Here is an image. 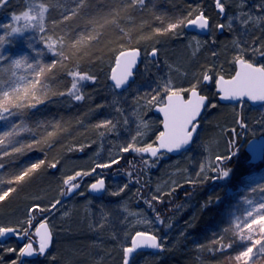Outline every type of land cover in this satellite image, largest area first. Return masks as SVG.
Instances as JSON below:
<instances>
[{"label":"rangeland","instance_id":"obj_1","mask_svg":"<svg viewBox=\"0 0 264 264\" xmlns=\"http://www.w3.org/2000/svg\"><path fill=\"white\" fill-rule=\"evenodd\" d=\"M213 1L216 3V0ZM220 2L227 3L228 6L223 4L225 8L223 13L217 7L218 12L216 13L221 15L219 19L225 18V21L216 24V29L211 18L205 14L208 6L201 5V8L204 7V11L200 12H203L210 21L209 35L199 36L194 32H189L176 42L178 45L165 48V45L161 43L156 49L157 55L153 57L150 54L149 59L151 61L161 62V70H158L155 75L149 71L152 65L144 61L143 63L146 64L143 69L139 71L136 80L126 90L115 88L110 78L109 83L104 85H98L94 82L90 89H88L87 84L81 88L79 81L78 88L84 99L76 101L68 94L59 105L57 104L58 107L63 104L67 110L72 111L73 109V112L80 109V118L76 131L69 134L70 139H67V143L63 145L62 152H60L63 157L58 156L56 157L57 161H53L57 167L44 166V168L41 167L42 170L40 168L36 171L41 173L40 179L45 176L52 179L45 177L49 183L43 186L40 184L39 189L22 196L23 202L21 203H18L19 196L11 198L14 194L12 193L7 198L8 201L11 198V202L5 203V207L0 204V227L17 229V241L13 244H22L20 250L27 243H33L36 240L35 230L39 224L44 220L49 223L54 236L55 254L46 255L43 260H39L35 264H52L51 260L53 261L52 258L56 256L60 248H64V251L74 257L77 256L80 251L71 243L70 240L73 239L90 242V249L95 250L94 261H102L105 264H123L124 249L131 246L135 233L145 232L157 236L156 232L160 231L159 224L150 221L144 211L131 208L128 202L130 196L127 197L126 195V192L129 193V188L124 185L121 186L117 179H107L99 171L92 173L93 176L88 181H83L82 178L84 177H78L77 181L73 183L79 182L80 188L75 191L72 198L57 205L54 209L51 208V205L57 199L65 198L60 193L65 191L63 180L67 179L69 175H74L78 171H91L96 163L110 162L122 153L121 149L125 144L135 142L138 147L147 146L148 143H152L153 146L156 144L157 137L162 132V120L157 114L154 117H149V113L155 105L163 104L165 97L169 94L166 93L165 96L159 93L163 91V85L171 82V87L178 92L180 89L190 88L191 86L188 84L196 79L194 68L202 60H210L204 48L215 47L218 36L225 33L230 40L228 46L224 44L221 46L224 51L221 60L235 52L234 67L236 55H241V53L242 58L246 61L254 65L264 66V0H220ZM6 4L11 6L13 10L19 8L17 14L21 16L24 12L35 14L40 10L38 0H6V2L0 0V5H2L0 8ZM130 4L133 8L139 9V5L131 3V0ZM229 21H231V29H229ZM24 23L23 20L14 21L16 27L20 28H23ZM218 25H224V27L221 29L217 27ZM216 49H213V53ZM213 55L217 56V54ZM148 66L150 67L148 68ZM214 69H216L215 66L206 67L194 83L202 94L213 100L210 105L214 104L216 107L213 108L209 105L205 110L204 116L199 122L200 128L197 138L191 149L179 157L170 158V156L162 154V156L152 159L154 161L151 163V167L156 171L152 178V193L158 198L165 193H171L180 186H195L199 183H207L211 179L216 181L220 178L223 184H229L230 178L239 179L250 169L256 170L264 165V161L259 167L253 165L245 150V144L250 138L264 135V106L257 109L252 108L249 104L244 106L243 111L246 113L249 123L246 132H244V129H241L237 124L240 104H225L220 109L218 107L220 103L218 102V92H216L217 77L213 76ZM205 73L212 77L209 83L202 79ZM148 86L153 88L154 93L156 91L159 93L158 100L151 105L147 104L145 95L142 97L139 95V92ZM180 93L187 94V96L190 94L188 91ZM142 112H144V116ZM217 117L224 118L219 121L216 119ZM108 121L111 123L106 128L97 127V125ZM143 125H147V127ZM240 137L244 139L241 145L243 150L237 146ZM233 138L236 147L233 150L235 154L231 155V159L217 162L216 168L219 171L214 169L201 172L200 168L205 165L209 151L213 154H230L228 141ZM138 156L139 159L142 156L149 158L147 153ZM223 170L229 171L230 175L227 178L223 177ZM99 178H105L108 184L107 191L102 197L90 196L88 188L91 183H95ZM193 181L195 182L193 183ZM241 186L244 190L239 197L240 205L228 211L229 225L231 232L236 236V241H229L226 246L221 248L219 251L221 257L218 262L219 264H264V233L258 231V225L253 224L252 228L247 227V223L251 220V217L248 216L249 212L257 217L264 213V209H260V212L256 211L260 205H264V194L252 185L241 182ZM117 191L120 194L113 195ZM81 192L84 195H80ZM33 205L39 209L41 207L48 208V211H45L47 214L42 215L43 218L40 217L41 219H38L34 225L29 223L33 213L31 210ZM2 207H11L9 208L11 210ZM193 207L194 204L190 200L186 201L178 215L168 219L167 225H169L170 232L175 227V222L186 217V213ZM237 224L240 225L239 228L236 227ZM24 232H27L28 235H23ZM248 235H252L253 239H241V236L247 237ZM27 237L30 239L27 240ZM256 239H260L261 243L255 244ZM249 246L252 247V251L248 254L251 258L237 261L235 256ZM114 249L117 252L113 253ZM118 257L119 259L116 260ZM28 261L31 260H24L22 264H31ZM143 262L144 260L139 257L129 260V264H142Z\"/></svg>","mask_w":264,"mask_h":264},{"label":"trees","instance_id":"obj_2","mask_svg":"<svg viewBox=\"0 0 264 264\" xmlns=\"http://www.w3.org/2000/svg\"><path fill=\"white\" fill-rule=\"evenodd\" d=\"M38 2L47 9L43 17V32L27 29L21 34H11V29L16 27L12 17L18 15L20 9L13 10L8 4L0 8V38L5 39V43L0 45V94L4 91H10L13 87L27 86L32 79H35V69L29 68V64L35 67L46 65L49 68L52 63L56 64L55 68H50L38 78L37 89L42 93L40 98L43 103L37 104L35 108H24L20 110V114L11 115L8 120L0 121V134L9 131L13 125H19L16 139L21 143H34L35 145L31 149H25L23 153L11 152L8 156H3V149L0 148V162L4 164V167L0 169V179L5 181L13 178L27 165L43 161L42 168H44L53 161H57L56 157L62 156L60 152H62L63 145L67 143V139H70L69 134L76 131L80 118V109L73 112V109L72 111L67 110L63 104L61 107L57 106L71 90L72 77L69 75L70 72H79L81 75L87 74L93 77L95 84L98 85L107 84L109 83L110 72L115 65L114 62L120 52L125 49L138 48L141 50L143 58L142 64L136 72V78L146 64L143 63L144 61L152 65L148 68L150 67V73L155 75L158 70H161V62L156 63L149 59L151 51L156 50L161 43L165 45V48L178 45L176 42L188 34L186 25L178 28L176 33L158 34L157 29L163 31L169 22L178 18H194L197 10L204 11V7L201 8V5L208 6L205 14L211 18L215 29L216 24L225 21V18L219 19L221 15L216 13L218 11L213 0H144L143 7L138 6L139 9L133 8L130 0H38ZM224 5L228 6L227 3ZM105 17L109 21H115V23L108 22L100 27L96 21ZM89 33H93L91 40L85 39L83 45H76L81 35L86 36ZM49 35L54 40L63 38V57L49 52L47 41L44 39ZM216 41L215 47L204 48L210 60H202L194 68L196 79L202 75L206 67L210 68V66L216 68L213 70L215 78L219 75H225L227 78L234 76L236 72L234 56L236 53L232 52L226 59H220L224 54L221 46L223 44L228 46L229 38L223 33L218 36ZM73 45L76 46L73 47ZM60 47L61 44L58 43L57 49L59 50ZM214 48L217 49L213 53ZM213 54H217V56L215 57ZM17 60L24 61L19 68L15 67ZM195 80L188 85L192 87ZM92 82V80L80 81V87L84 88V85L87 84L88 89H90L94 84ZM153 93V88L148 86L141 90L139 95L140 97L145 95L147 98L159 93L167 95L164 91ZM212 101L209 98V105L212 104ZM154 108L149 113V117L156 116ZM12 111L17 112L18 110L12 109ZM142 113L144 116V112ZM4 115L8 114L4 113ZM242 115L243 123L249 125L244 111H242ZM223 118L217 117L216 119L221 121ZM35 141H40V143L35 144ZM238 141L237 146L243 150L241 145L244 139L240 137ZM138 155L135 152H122L118 156L120 163L113 164L107 169L97 168L96 170L107 179H117L121 186L127 185L129 193L126 192V195L127 197L130 196L128 202L131 208L144 211L150 221L156 222L160 226V231L156 232L160 238L159 250L138 252L133 258L143 259L142 264H219L221 248L226 246L229 241H236V236L231 232L229 225L228 211L240 205L239 197L244 190L241 182L252 185L264 194V165L260 167L256 165L259 168L250 169L239 179L230 178L229 184H223L220 178L216 181L211 179L207 183L196 184L193 189H190L188 185L180 186L171 193H165L158 198L152 193V178L156 171L152 169L151 163L154 160L149 161V158L143 156L139 159ZM258 169L259 171H257ZM36 171L30 173V176L26 177L25 181L20 184H0V191L9 187H16L17 192L11 198L19 196L18 203L23 202L22 196L39 189L40 184L43 186L49 183L45 177L52 179L45 175L40 179L41 173ZM129 173H131V177H129ZM92 176H84L82 180L88 181ZM189 200L194 204V207L186 213V217L175 222V227L170 232L169 225H167L168 219L178 215L186 201ZM9 201L7 199L0 204L4 205ZM33 207L34 205L31 208ZM9 208L11 207L3 209L11 210ZM44 214L46 215L47 212L42 214L37 208L36 211H33L29 223L34 225L38 219L43 218L42 215L44 216ZM28 239L30 238L27 237ZM16 241V238H12L0 242V264H12L18 259L21 261L18 251L22 244H13ZM70 241L75 247H78L79 254L74 257L64 251V248H60L56 258H52V264H105L102 261L93 260L95 250L90 249V242L82 239ZM54 246L47 255L55 254ZM8 249H15L16 251L9 252ZM115 252H117L116 249L113 250V253ZM45 257L41 256L28 262L35 264ZM118 259L119 257L116 260Z\"/></svg>","mask_w":264,"mask_h":264},{"label":"snow or ice","instance_id":"obj_3","mask_svg":"<svg viewBox=\"0 0 264 264\" xmlns=\"http://www.w3.org/2000/svg\"><path fill=\"white\" fill-rule=\"evenodd\" d=\"M6 2V0H4ZM131 3L137 4L140 7H143L144 0H131ZM2 6V5H0ZM40 10L35 14H30L29 12H24L23 16L14 15L12 19L14 21H25L23 28L15 27L11 29V34H21L24 30L27 29H36L38 31H44V23L43 17L45 11L47 9L43 4L40 6ZM216 7L219 8L220 12L223 13L225 11L224 5L221 4L220 0H216ZM115 21H109L106 17L97 20L96 23L103 26V24ZM184 25L188 26H196L201 30L209 29V21L203 14L197 10V14L194 18H178L173 22H169L167 24L166 29L163 31L161 29H157L158 34H164L166 32L176 33L178 28H181ZM217 27L223 28L224 25H218ZM229 29H231V21H229ZM93 33H89L88 35H81L77 40L76 45H83L85 43V39L91 40L93 38ZM47 41V48L49 52L53 55H58L63 57L64 51L62 46V39L54 40L51 35L44 37ZM5 43L4 38H0V45ZM61 44L59 50L57 49V44ZM76 45H73L75 47ZM157 52L155 49L151 51V56L155 57ZM140 56V52L137 50H129V51H121L119 57H117L116 67L119 69V74L116 72L112 75V80L115 82V88H122L124 85L128 83L129 77L132 76V69L136 66L137 60ZM236 62L239 65V70L235 73V76L232 79L225 80L223 75L219 76L216 81L217 88L219 92L222 94L220 99L226 101H243L244 98H247L253 102H264V66H255L253 63H250L242 58L241 55L236 57ZM24 61L17 60L15 61V67L19 68ZM29 68H34V77L27 86L24 87H13L10 91H4L0 94V121L8 120L11 115L20 114V110L24 108H35L37 104L43 103V100L40 98V93L37 89V84L39 83L38 78L44 74L46 71L50 70V68H55L56 64L52 63L49 66L42 65L40 67H35L31 64L28 65ZM211 71V70H209ZM69 75L72 77L71 91L68 93L70 96L74 98L76 101H81L84 99V96L80 94V89L78 88L79 81H94V78L84 74L81 75L79 72H70ZM23 79V78H22ZM204 81H210L212 77L205 73L202 77ZM163 91L165 93H169L167 95V100L159 108V111L164 114V128L166 131L161 132L157 137L159 141V146L154 147L152 143H148L147 146L138 147L135 142L128 143L122 146V152H135L138 154H150L151 157H157L158 153L161 149L166 150L168 153H172L174 151H178L182 149L184 146L188 145L192 140L193 133L196 130L197 117L200 115L202 108L204 107L205 100L207 99L205 96L199 95L196 86L193 85L188 89H180L182 91L190 92V98L185 100L180 92L174 90L171 87V82L165 83L163 85ZM158 100V94L152 95L147 98V104H152L153 102ZM210 107H216V105H210ZM12 109H17V112H13ZM7 113L8 115H4ZM127 122V121H125ZM103 123L97 125V127H107L108 124ZM147 127V125H143ZM244 125L241 124V127ZM191 128V130H189ZM235 131V129H233ZM19 132V125L11 126L9 131L0 134V148L3 149L2 155L8 156L11 152L23 153L25 149H31L35 145L34 143H21L16 139V136ZM51 135V133H50ZM40 143V141H35V144ZM230 154L228 155H220L213 154L209 151L208 159L205 162V165L200 168L201 172L217 170L216 168L217 162H222L225 159H231V155L235 154L234 149L236 147L235 139H230L228 141ZM264 146V141H258L253 143L251 146ZM251 158V157H250ZM120 163V157H116L107 163H97L91 169V171H78L74 175H69L67 179L63 180V185L65 186V191L60 193L61 196L71 195L76 189L80 188V183L77 181L78 177H84L92 175V173L96 172L97 168L106 169L112 167L113 164ZM43 161L32 163L27 165L24 170L15 174L13 178H9L8 180L0 179V184L7 183L9 185L20 184L25 181L26 177L30 176V173H34L36 170L42 167ZM51 168H56L57 164L55 162L49 165ZM4 167V164L0 162V169ZM223 177L227 178L230 173L227 170L222 171ZM129 177H131V173H129ZM195 181H193L194 183ZM91 190L93 192H103L105 188L104 179L100 178L97 182L91 184ZM127 187V185H125ZM17 192L16 187H9L0 191V202L7 200V198L12 194ZM80 195H84L83 192L79 193ZM119 191L113 193V195H119ZM156 199V197H153ZM61 204V200L57 199L55 203L51 205V208H56L57 205ZM260 209H264V205H260V208L256 209L257 212H260ZM32 211H36L37 208L33 207ZM41 212L48 211V208L41 207ZM248 216L251 217V220L247 223L248 228H252L253 224L258 225V231L260 233H264V213L260 214L259 217L254 216L253 213L249 212ZM237 228L240 227L239 224L236 225ZM6 233H11L13 235L17 234V229L10 227H0V237H3ZM36 236L39 237V247L38 250L33 247L31 242L27 243L25 247H23L19 252V257H33L34 255H43L48 249L52 234L48 230L47 223H41L39 228L36 229ZM23 235H28L27 232H24ZM241 239L252 240V235H248L247 237L241 236ZM218 243V242H217ZM255 244H260L261 240L256 239L254 241ZM148 247L151 249H159L160 244L155 235H147L144 232H138L136 234V238L131 241V246L126 247L124 249V259L123 264H129V257L139 248ZM9 252L16 251L15 249H8ZM252 251V247H247L246 250L235 256L237 261L248 260L249 252ZM12 264H22V261L15 260Z\"/></svg>","mask_w":264,"mask_h":264},{"label":"water","instance_id":"obj_4","mask_svg":"<svg viewBox=\"0 0 264 264\" xmlns=\"http://www.w3.org/2000/svg\"><path fill=\"white\" fill-rule=\"evenodd\" d=\"M208 21H209V19H208ZM187 30L188 31H190V32H195V33H197V34H199V35H203V36H206V35H208L209 34V32H210V29H211V27H210V21H209V29H206V30H201V29H199V28H197L196 26H188L187 25ZM129 50H137V51H139L140 52V56H139V58H138V60H137V64H136V66L132 69V76L131 77H129V80H128V83L126 84V85H124L122 88H119L120 90H126V88H128L129 87V84L130 83H132L133 81H134V79H135V76H136V71L138 70V68L140 67V65L142 64L141 62H142V52L138 49V48H135V49H125V51H129ZM118 57H119V55H118ZM117 61V60H116ZM256 66H259V65H256ZM236 72L239 70V65H238V63L236 62ZM114 72H116L117 74H119V69H117V67H116V62H115V65H114V68L112 69V71H111V78H110V80H111V83L113 84V85H115V82L112 80V75H113V73ZM235 72V73H236ZM235 76V75H234ZM233 76V77H234ZM233 77H230V78H226V77H224V79L225 80H229V79H232ZM219 78V77H218ZM217 78V79H218ZM217 81V80H216ZM205 82H207V83H209L210 81H205ZM197 90V89H196ZM197 92H198V94L199 95H202L200 92H199V90H197ZM216 92H218V94H219V97H218V101L220 102V103H222V104H236V103H240V102H242V103H245V102H249L253 107H258V106H263L264 105V102H253V101H250V100H248L247 98H244L243 99V101H239V100H235V101H226V100H222V99H220V96L222 95L220 92H219V90H218V88H217V84H216ZM185 100H187L186 98H185V95L184 94H180ZM191 95V94H190ZM190 95H189V98H190ZM202 96H205V95H202ZM206 98H207V96H205ZM188 98V99H189ZM166 100H167V98H166ZM207 105H208V98L205 100V104H204V107L202 108V110H201V113H200V115L197 117V121L195 122V123H197V127H196V130H195V132L193 133V137H192V140L189 142V144L188 145H186V146H184L182 149H180V150H178V151H174V152H172V153H168L166 150H163V149H161V151L158 153V155L157 156H159V155H162V153H167V154H169L170 156H179V155H181V154H183L185 151H188V150H190L191 149V147L193 146V143H194V140L197 138L196 136H197V134H198V130H199V128H200V126H199V121L201 120V118L203 117V114H204V112H205V110H206V107H207ZM161 106H163V105H161ZM160 106V107H161ZM160 107H156L155 109H154V113H156V114H158L159 116H161L162 117V120H163V122H162V127H163V132L164 131H166V129L164 128V123H165V119H164V114L162 113V112H160L159 111V108ZM241 122H242V116H240V118H239V120H238V124H241ZM243 128L244 129H246V126L244 125L243 126ZM189 130H191V128L189 129ZM258 141H264V135H260L259 137H254V138H251L248 142H247V144H246V148H245V150H246V153H247V155L248 156H250L251 158H250V162L252 163V164H254V165H258V164H260V162H262L263 160H264V146H260V145H256V146H251L253 143H255V142H258ZM159 146V141L157 140V143H156V145H154V147H158ZM148 156H149V158L151 159V158H155V157H151L150 156V154H148ZM103 179V178H102ZM104 181H105V179H104ZM106 190H107V184H106V181H105V188H104V191L103 192H99V193H97V192H93L92 190H91V187L89 188V193L92 195V196H95V197H100V196H103L104 194H105V192H106ZM75 192H73L71 195H68V197H71V196H73V194H74ZM47 223V227H48V230L51 232V234H52V239H51V243H50V245H49V247H48V249L46 250V252H45V254H43V255H34L33 257H21V261H24V259H27V260H35V258H38V257H40V256H43V257H45L48 253H49V251H51L52 250V248H53V246H54V236H53V232H52V230H51V228H50V225H49V223L47 222V221H45L44 220V222H42V223ZM39 226H40V224H39ZM39 226L37 227V228H39ZM36 228V229H37ZM36 231V230H35ZM145 233V232H144ZM137 234V233H136ZM136 234L133 236V239H135L136 238ZM145 234H147V235H151V234H148V233H145ZM14 236H17L16 234L15 235H13V234H11V233H6L3 237H0V242L2 243V242H5V241H7V240H10V239H12V237H14ZM37 238H36V244H37V246L39 247V237L38 236H36ZM157 240H158V242H159V239H158V237H157ZM33 244V243H32ZM33 247L35 248V243L33 244ZM36 249V248H35ZM38 250V249H37ZM155 250H157V249H151V248H148V247H142V248H139V249H137L130 257H129V260L133 257V255H135L136 253H138V252H144V251H155Z\"/></svg>","mask_w":264,"mask_h":264},{"label":"bare ground","instance_id":"obj_5","mask_svg":"<svg viewBox=\"0 0 264 264\" xmlns=\"http://www.w3.org/2000/svg\"><path fill=\"white\" fill-rule=\"evenodd\" d=\"M188 31V30H187ZM190 31H188V33H189ZM116 62V61H115ZM115 62H114V64H115ZM235 65H236V62H235ZM158 68H159V66H158ZM219 76H221V75H219ZM223 77H226L225 75L223 76ZM110 78H111V76H110ZM227 78V77H226ZM135 79H136V76H135ZM134 79V80H135ZM219 102V101H218ZM220 103V102H219ZM224 104H222V103H220V106H218L219 107V109H220V107H222ZM203 116H204V114H203ZM246 130L247 129H244L243 131L244 132H246ZM100 179V178H99ZM103 179H105V178H103ZM106 181V180H105ZM92 184V183H91ZM91 184H90V186H91ZM106 184H107V182H106ZM108 185V184H107ZM60 186V185H59ZM90 186H89V188H90ZM62 187V186H61ZM193 187L194 186H189V188L190 189H193ZM60 188V187H59ZM89 188H88V192H89ZM77 190V189H76ZM90 194V193H89ZM90 196H92L91 194H90ZM95 197V196H94ZM70 198H72V196L71 197H68V195L67 196H65V198H63V199H60L61 200V203H64L66 200H68V199H70ZM191 210V209H190ZM157 237V236H156ZM159 239V238H158ZM159 244H160V240H159ZM135 255H133V257H134ZM133 257L131 258V260L133 259Z\"/></svg>","mask_w":264,"mask_h":264},{"label":"flooded vegetation","instance_id":"obj_6","mask_svg":"<svg viewBox=\"0 0 264 264\" xmlns=\"http://www.w3.org/2000/svg\"><path fill=\"white\" fill-rule=\"evenodd\" d=\"M185 98L187 99L188 98V96L187 95H185ZM209 98V97H208ZM166 100V99H165ZM165 103V102H164ZM240 104V110H242V109H244V106L245 105H247V104H249V103H239ZM250 105V104H249ZM251 106V105H250ZM252 107V106H251ZM252 108H255V109H257L258 107H252ZM239 113H240V115H241V111H239ZM240 115H239V117H240ZM161 117V116H160ZM161 120H162V117H161ZM162 122H163V120H162ZM162 122H161V127H162ZM237 124H238V121H237ZM241 124H242V122H241ZM241 124H238L239 125V127H241ZM243 125H246V124H243ZM247 126V125H246ZM241 129H244L243 127H241ZM247 129V128H246ZM162 132H163V127H162ZM163 154H166V155H168V156H170L169 154H167V153H163ZM174 157V156H173ZM172 156H170V158H173ZM179 157V156H178Z\"/></svg>","mask_w":264,"mask_h":264}]
</instances>
